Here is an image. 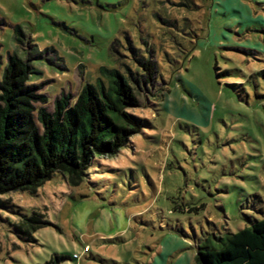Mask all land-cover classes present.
Instances as JSON below:
<instances>
[{
	"label": "rangeland",
	"instance_id": "374dc122",
	"mask_svg": "<svg viewBox=\"0 0 264 264\" xmlns=\"http://www.w3.org/2000/svg\"><path fill=\"white\" fill-rule=\"evenodd\" d=\"M15 54L49 112L101 66L157 74L127 110L141 130L81 184L55 172L0 195V264H195L203 236L264 216V0H0V81ZM34 209L48 224L25 240L14 224ZM103 214L127 230L95 232Z\"/></svg>",
	"mask_w": 264,
	"mask_h": 264
},
{
	"label": "trees",
	"instance_id": "16d2710c",
	"mask_svg": "<svg viewBox=\"0 0 264 264\" xmlns=\"http://www.w3.org/2000/svg\"><path fill=\"white\" fill-rule=\"evenodd\" d=\"M14 33L21 34L18 26ZM30 60L10 55L1 76L0 195L18 190L35 194L55 172L63 174L69 187L81 184L96 157L116 154L141 130L144 121L127 110L138 105V81L151 85L157 74L150 58L137 59V68L127 69L126 74L101 66L96 82L86 83L72 104L60 95L49 112L36 106L47 102L36 91L40 84H27ZM47 224L34 209L31 215H21L14 231L28 240ZM60 259L67 256L44 264H57ZM194 261L264 264V216L236 232L203 236L196 244Z\"/></svg>",
	"mask_w": 264,
	"mask_h": 264
},
{
	"label": "crops",
	"instance_id": "0c3cea01",
	"mask_svg": "<svg viewBox=\"0 0 264 264\" xmlns=\"http://www.w3.org/2000/svg\"><path fill=\"white\" fill-rule=\"evenodd\" d=\"M101 216H102L101 222L105 223L104 226L106 227V229L99 228V225H100V223H99L97 225V227L95 226L96 227L95 232H103L106 235L104 237H106V238L116 237L117 234H120V233L124 232L125 230H127L126 227H120V228H114L113 227V222L116 223V221H117L116 215H114L115 217H113V218L111 215H108V214H103ZM126 225H127V223H126ZM110 227H111V229H110ZM93 229H94V227H93ZM156 245H157V251L154 253L152 258H154L156 254H159L160 256L165 257V253L163 251H161V248L158 246V244H156ZM190 258L194 260V255L193 256L190 255ZM157 264H158V262H157Z\"/></svg>",
	"mask_w": 264,
	"mask_h": 264
},
{
	"label": "built area",
	"instance_id": "2783aa9c",
	"mask_svg": "<svg viewBox=\"0 0 264 264\" xmlns=\"http://www.w3.org/2000/svg\"><path fill=\"white\" fill-rule=\"evenodd\" d=\"M84 251H88V247H87V246L84 247ZM72 257H73L74 259H78V258H79V255L74 254V255H72Z\"/></svg>",
	"mask_w": 264,
	"mask_h": 264
}]
</instances>
